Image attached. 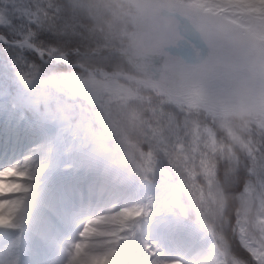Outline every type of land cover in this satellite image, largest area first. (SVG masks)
Returning a JSON list of instances; mask_svg holds the SVG:
<instances>
[{
    "label": "snow or ice",
    "instance_id": "6c2138e0",
    "mask_svg": "<svg viewBox=\"0 0 264 264\" xmlns=\"http://www.w3.org/2000/svg\"><path fill=\"white\" fill-rule=\"evenodd\" d=\"M215 2L150 0L143 5L135 30L128 34L142 62L129 64L127 70L120 63L126 54L124 47L119 43L108 46L94 39L86 22L74 19L69 24V4L65 0H0V25L19 31L18 38L11 40L0 34V43L34 51L45 60H66L73 53L81 56L84 60L81 71L87 75L82 82L89 93L99 94L97 102L104 111L117 105L123 109L146 95L140 140L129 145L137 167L151 174L157 166L156 154L166 157L180 181V191L191 200L207 226L211 245L218 255L216 264H264V124L243 136L231 131L221 133L214 118L200 110L197 93L185 92L181 99H173L176 88L172 71L179 56L173 55L171 49L181 39V17L191 8ZM49 33L66 38V44L79 39L87 47L82 52L80 46L46 45L44 41L51 38ZM149 33L151 38H147ZM113 60L115 66L110 71L94 66ZM142 71L147 75H139ZM10 176L30 179L26 169L2 168L0 195L29 191L24 184L7 182ZM22 204L21 200L0 201V227L16 226ZM144 215L145 209L131 206L88 220L80 237L103 239L91 245L74 244L71 264H114L120 247L132 239L135 223ZM101 221L106 230L92 227ZM240 247L249 254L247 260L236 254ZM146 251L150 260L161 264V254L153 244L146 245Z\"/></svg>",
    "mask_w": 264,
    "mask_h": 264
},
{
    "label": "clouds",
    "instance_id": "9594fccd",
    "mask_svg": "<svg viewBox=\"0 0 264 264\" xmlns=\"http://www.w3.org/2000/svg\"><path fill=\"white\" fill-rule=\"evenodd\" d=\"M150 0H109L112 15L97 22L91 35L102 44H121L126 54L120 63L135 66L142 62L129 33ZM210 8V11L205 10ZM264 0H216L211 5L191 8L181 17L180 43L193 45V54L179 57L172 71L173 99L185 92L200 97V110L214 118L221 133L243 136L264 124ZM151 38V34H147ZM146 76L147 72L139 73ZM61 78L42 83L28 98L33 107L45 110L49 120L69 124L74 119L70 105L56 99ZM97 102L98 93H89ZM145 95L123 109L119 105L104 111L105 134L118 136L127 144L139 142L145 116ZM217 251L210 244L192 253L186 264H216ZM184 264V262H182Z\"/></svg>",
    "mask_w": 264,
    "mask_h": 264
},
{
    "label": "bare ground",
    "instance_id": "6f19581e",
    "mask_svg": "<svg viewBox=\"0 0 264 264\" xmlns=\"http://www.w3.org/2000/svg\"><path fill=\"white\" fill-rule=\"evenodd\" d=\"M185 44L186 42H183L172 48V54L185 58L191 56L193 50ZM15 116L16 113L8 105H0V140H4V143H0V170L8 166L26 169L29 172V180L16 176H10L6 180L9 183L24 184L29 187V191L27 193L13 191L0 195V201H23L15 221L16 226L21 225L22 227H0L2 247L4 249L14 247L11 254L0 255V264H58V261L50 263L37 260L38 253L52 249L59 254L65 248H73L76 243L91 245L100 242L102 237H80L83 223L70 217L67 210L69 204L78 198L88 200L91 205L89 211L84 208L80 212V217L83 219L89 218L90 216L87 217V215L96 214L98 211L108 214L120 209V205L140 207L143 203L148 204L146 209L152 206L154 207L152 211L159 210L157 215L146 210L147 214L142 216L144 234L161 254L159 257L161 264H173L175 261L185 264V256L180 254L178 246L173 241L172 214L167 209L165 200L148 197V201L144 199L142 202V188L137 183L121 176L112 178L109 185L105 183L109 170H103L100 175L98 166L91 165V162L78 152V141L74 135L77 127L73 123L62 124L37 118L35 123L27 124L21 117L16 118ZM7 124L14 125V130L11 131L9 127L5 130L4 127ZM67 162L72 164L73 171L61 169ZM82 171H85V177ZM49 174L51 176L48 186L43 191L45 177ZM34 197H36L32 203L34 212L26 227L25 217L30 214L28 210L33 206L31 201ZM141 208L144 209V205ZM147 216L151 217L145 223L143 217ZM92 227L99 231L106 230L102 221ZM189 230H191L188 246L190 252L206 249L209 246L210 241L207 246H204L203 239L199 240L198 236L195 238L196 231ZM22 233H24L23 236H21ZM20 245L23 247V249L21 247V253ZM125 248L126 245L120 247L114 261L119 257L122 258ZM139 248L143 252L144 244ZM74 251L73 248V253ZM71 257L68 255L67 264H71ZM150 262L155 264L156 260L151 259ZM124 264H134V260L126 261Z\"/></svg>",
    "mask_w": 264,
    "mask_h": 264
},
{
    "label": "rangeland",
    "instance_id": "374dc122",
    "mask_svg": "<svg viewBox=\"0 0 264 264\" xmlns=\"http://www.w3.org/2000/svg\"><path fill=\"white\" fill-rule=\"evenodd\" d=\"M65 2L69 4L68 23L71 24L74 19L86 22L90 35L93 26L97 22L107 19L113 14L112 11L107 10L105 7L109 0H65ZM0 32L6 34L10 40L17 39L19 36L18 29H6L2 25H0ZM45 42L50 44L53 41L48 39ZM84 50L81 51L83 52ZM80 59L77 54L73 53L66 60L58 58L45 60L34 51L6 47L0 43V105H8L16 113L15 117H21L27 124L35 123L37 118L42 121H49L45 110L33 107L29 103L28 98L42 83L58 75L61 80L58 90L59 94L56 99L70 105L73 109L74 119L69 124L73 123L77 127L76 131H73L78 141V152L87 161L91 162V165L96 164L98 166L100 175L103 170H109V176L105 183L110 180L109 178L112 175H115V177L121 176L133 183H137L142 188V202H144V199L148 201L149 198L165 200L167 209L172 214L173 241L178 246L180 254L185 256L186 264L189 256L194 253L192 252L188 255L189 248L187 245H189V240L187 238L189 239L191 231L189 229L196 231L195 238L198 236V239H203V244H207L209 241L211 244L207 226L201 220L191 200L180 191V181L174 175L166 157L157 153L156 168L151 174L145 173L137 167L136 162L129 153L127 144L118 136L105 134L102 122L104 110L100 103L93 102L90 99L89 91L82 82L87 79V75L81 71V64L84 63V60L81 61ZM100 64L114 67L115 60ZM100 64L94 66L100 67ZM101 68L107 69L105 66ZM100 131L103 137L100 136ZM145 151H147V148ZM61 169L73 171L70 162L65 163ZM79 201L82 203H79ZM79 201L77 203V212L80 211L83 205L84 207L88 205L86 200ZM143 205L144 209L149 210L150 213H158V211H152V208H154L152 206L146 209L148 204L142 203L140 207H143ZM75 206L76 203L71 205V207ZM120 208L123 207L120 205ZM30 210L28 212L30 211L31 215L34 207ZM70 212L73 211L70 209ZM71 215L75 214L71 213ZM99 215L104 214L99 211L89 218ZM151 216L143 217V221L146 223ZM29 221L30 216L26 227ZM177 226H180V228H177ZM19 227L22 226L17 225L15 228ZM144 232L141 217L135 223L132 239L127 242L122 258L119 257L120 259L115 260L114 264H122L123 261H128L129 259L134 260V264H152L148 259L150 254L146 251V245L153 243L147 239ZM23 235L24 233L21 236ZM1 241L2 239L0 238V255L3 253L11 254L14 247L10 246L4 249ZM142 244H144L143 252L139 248ZM21 247L22 245H20V253L22 252ZM72 253L73 248L71 247L64 249L59 254H56L52 249L43 250L38 253V259L50 263L58 261V264H67L68 255L72 256Z\"/></svg>",
    "mask_w": 264,
    "mask_h": 264
},
{
    "label": "trees",
    "instance_id": "16d2710c",
    "mask_svg": "<svg viewBox=\"0 0 264 264\" xmlns=\"http://www.w3.org/2000/svg\"><path fill=\"white\" fill-rule=\"evenodd\" d=\"M48 35L51 37L50 39L53 42L50 43V44H47L44 41V44H46V45L66 46L68 48H73V47H76V46H80L81 50H84L87 47V44L86 43H82L79 39H73L70 44H66V38H64V37L57 38L54 34H51V33H49ZM79 57L81 58L80 60L83 61L82 57L81 56H79ZM100 66H105V67L110 68V69L113 67V66L110 67L109 65H105V64H100ZM124 67H125L126 70L128 69L127 65H124ZM144 147L146 148V145ZM242 186H243V181H242V183L240 185V190H241ZM237 244H238V241H237ZM242 251H243V248L240 247L237 250V253L242 254ZM245 257H249V254L246 253Z\"/></svg>",
    "mask_w": 264,
    "mask_h": 264
}]
</instances>
